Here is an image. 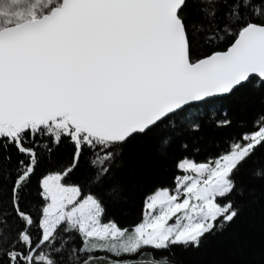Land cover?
<instances>
[{"label":"snow or ice","instance_id":"1","mask_svg":"<svg viewBox=\"0 0 264 264\" xmlns=\"http://www.w3.org/2000/svg\"><path fill=\"white\" fill-rule=\"evenodd\" d=\"M144 142L183 175L121 222ZM259 201L264 0H0V264H182ZM232 264H264V239Z\"/></svg>","mask_w":264,"mask_h":264},{"label":"trees","instance_id":"2","mask_svg":"<svg viewBox=\"0 0 264 264\" xmlns=\"http://www.w3.org/2000/svg\"><path fill=\"white\" fill-rule=\"evenodd\" d=\"M259 107V98H249L246 105L234 103L231 106L237 120L249 122ZM238 131L239 128L236 126L226 132L208 130L206 137L209 140L223 139L224 136L235 134ZM156 148L155 142H144L128 155L120 175L124 177L135 176L138 179V185L127 202L117 205L111 210V215L115 216L117 220L124 222L139 217L142 198L148 186L157 183L160 186H174L175 176L183 175L182 172L174 168V161L162 162L157 156ZM71 152V146H62L56 151L54 159L61 162L67 161ZM197 159H203V157ZM248 178L249 176L246 175L245 179ZM253 183L259 190L261 182L254 180ZM34 194L35 184L33 185ZM262 239H264V201H259L245 212L242 221L232 230L211 240L199 252L180 253L179 259L182 264H232V262L241 259L244 252L259 248ZM140 259H142L143 264H151L152 254L146 253Z\"/></svg>","mask_w":264,"mask_h":264}]
</instances>
